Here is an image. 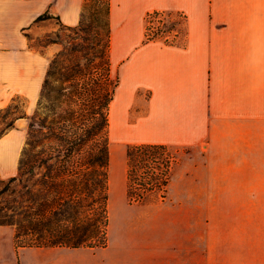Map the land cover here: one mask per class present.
Masks as SVG:
<instances>
[{
    "label": "crops",
    "instance_id": "obj_1",
    "mask_svg": "<svg viewBox=\"0 0 264 264\" xmlns=\"http://www.w3.org/2000/svg\"><path fill=\"white\" fill-rule=\"evenodd\" d=\"M83 6L84 0H0V109L15 96L36 100L59 51L57 44L30 47L25 28L31 31L44 13L75 26ZM154 11L185 15L175 41L145 40V19ZM109 23L121 137L192 157L206 146L215 176L246 171L249 162L258 173L264 162V0H110ZM26 137L25 117L0 135L1 178L17 174ZM263 208L261 215L221 218L208 234L205 264H264ZM18 255L21 264H201L194 227L190 243L169 253L23 247Z\"/></svg>",
    "mask_w": 264,
    "mask_h": 264
},
{
    "label": "trees",
    "instance_id": "obj_2",
    "mask_svg": "<svg viewBox=\"0 0 264 264\" xmlns=\"http://www.w3.org/2000/svg\"><path fill=\"white\" fill-rule=\"evenodd\" d=\"M109 12L110 0H84L79 23L61 24L75 36H67L66 44L50 60L37 108L29 117L19 177L8 180H20L18 200L0 206V225L13 227L15 250L108 244V116L119 84L109 59ZM162 14L151 12L145 20ZM46 19L59 18L44 13L33 23ZM159 23L165 28V17ZM24 36L31 40L27 32ZM156 37L145 34L146 41ZM53 43L58 41L41 46ZM175 152L165 144L127 146L129 203H142L151 195L160 201L167 198L178 158Z\"/></svg>",
    "mask_w": 264,
    "mask_h": 264
},
{
    "label": "rangeland",
    "instance_id": "obj_3",
    "mask_svg": "<svg viewBox=\"0 0 264 264\" xmlns=\"http://www.w3.org/2000/svg\"><path fill=\"white\" fill-rule=\"evenodd\" d=\"M169 16L160 37L165 36L168 28L169 31L178 28L180 20L174 14L169 13ZM153 25L158 26V23L154 22ZM24 32L31 37L29 46H35L32 48L38 51H43L41 45L48 40L58 41L53 44L59 45L60 51L66 44L67 36H75L55 19L39 21L33 24L31 31ZM38 99L39 97L36 100H27L25 97L15 96L5 108L0 109V135L10 129L15 118L25 117L28 136L29 117L37 108ZM121 107L122 104L119 103L115 118L109 119L108 127L107 248L130 250L137 254H144L149 250L174 252L181 248L183 241L190 243L194 227L195 233L198 228L200 238L201 264H205L208 234L221 222V218L261 215L262 206L245 204H264V162L263 165L258 162V173L255 162L252 166L249 162L246 171H236L232 176L226 177L215 176L211 172L213 163H209L206 158V146L197 150L194 157L191 156V151L189 153L187 150L175 148L178 158L167 198L160 201L158 196L151 195L142 203H129L126 197L125 152L132 143L121 137L117 126L118 116L123 114ZM110 110L109 106V113ZM130 125L132 123H129V129L133 131ZM239 163L237 162V166ZM14 176L19 177V170ZM37 177L35 175L33 179ZM9 178L0 177V190H6L0 194V206L9 204L14 199L18 200L20 180L9 183ZM12 228L7 225L0 229V264H21L19 248H14Z\"/></svg>",
    "mask_w": 264,
    "mask_h": 264
},
{
    "label": "built area",
    "instance_id": "obj_4",
    "mask_svg": "<svg viewBox=\"0 0 264 264\" xmlns=\"http://www.w3.org/2000/svg\"><path fill=\"white\" fill-rule=\"evenodd\" d=\"M168 14V15H167ZM163 16H153L151 18L148 19V21H146V25H147V29L145 28V34L149 37H154L155 34H156V38H162L164 39L165 41H170V42H173L175 41V39L179 36V33H180V28L185 20V15L182 14V13H176L174 15H176V17L180 20V22H178V28L175 29H171L170 31H167L165 33V36L164 37H160L161 34L164 32L162 31V28H163V25L161 23H159V19L165 17V20L167 21V17H170L169 16V13H166V12H163L162 14ZM154 22H157L158 23V26H154ZM158 28H161V31L159 32V34L157 33L158 31ZM171 35V36H170ZM154 38V39H156Z\"/></svg>",
    "mask_w": 264,
    "mask_h": 264
},
{
    "label": "bare ground",
    "instance_id": "obj_5",
    "mask_svg": "<svg viewBox=\"0 0 264 264\" xmlns=\"http://www.w3.org/2000/svg\"><path fill=\"white\" fill-rule=\"evenodd\" d=\"M121 100H122V96H118L111 102V105H110L111 110L109 113V119L115 118L116 108H117V105L121 102Z\"/></svg>",
    "mask_w": 264,
    "mask_h": 264
}]
</instances>
